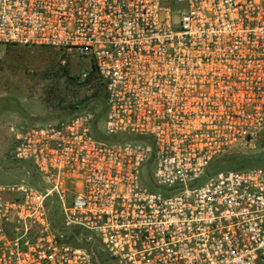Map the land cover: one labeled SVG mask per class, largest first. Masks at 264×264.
Returning <instances> with one entry per match:
<instances>
[{
    "label": "built area",
    "instance_id": "obj_1",
    "mask_svg": "<svg viewBox=\"0 0 264 264\" xmlns=\"http://www.w3.org/2000/svg\"><path fill=\"white\" fill-rule=\"evenodd\" d=\"M0 43L105 92L11 128L40 185L0 184V264H264V165L212 169L264 128V0H0Z\"/></svg>",
    "mask_w": 264,
    "mask_h": 264
},
{
    "label": "rangeland",
    "instance_id": "obj_2",
    "mask_svg": "<svg viewBox=\"0 0 264 264\" xmlns=\"http://www.w3.org/2000/svg\"><path fill=\"white\" fill-rule=\"evenodd\" d=\"M90 61L75 60L62 66L59 53L46 47H27L0 43V184L26 181L40 185L30 161L13 158L15 145L11 128L30 123L68 117L74 108L99 111L103 105V87L81 81L78 76L90 68ZM228 161H219L214 171L234 170L264 165V128L244 146L229 153ZM50 215L55 226H61V213L54 206ZM98 264H119L109 255H99Z\"/></svg>",
    "mask_w": 264,
    "mask_h": 264
},
{
    "label": "trees",
    "instance_id": "obj_3",
    "mask_svg": "<svg viewBox=\"0 0 264 264\" xmlns=\"http://www.w3.org/2000/svg\"><path fill=\"white\" fill-rule=\"evenodd\" d=\"M92 73H93V75H94V71H92ZM85 82H88V81H85ZM103 90H104V89H103ZM104 103H105V92L103 91V105H104ZM103 105H102V107H103ZM81 108H83V107H82L81 105H79V106L75 107L74 110L81 109ZM228 159H230V157L228 158V155H227L226 157L223 158L222 161H228ZM250 166H251V165H250ZM252 166H253V165H252Z\"/></svg>",
    "mask_w": 264,
    "mask_h": 264
},
{
    "label": "water",
    "instance_id": "obj_4",
    "mask_svg": "<svg viewBox=\"0 0 264 264\" xmlns=\"http://www.w3.org/2000/svg\"><path fill=\"white\" fill-rule=\"evenodd\" d=\"M252 138H253V137H252L251 135H249V136L247 137V140L250 141Z\"/></svg>",
    "mask_w": 264,
    "mask_h": 264
}]
</instances>
